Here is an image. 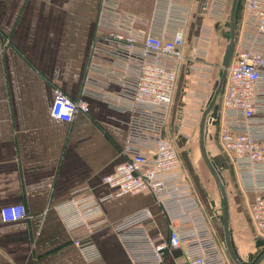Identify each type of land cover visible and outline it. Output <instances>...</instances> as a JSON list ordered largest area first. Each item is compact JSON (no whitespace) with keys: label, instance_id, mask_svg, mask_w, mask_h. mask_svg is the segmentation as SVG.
<instances>
[{"label":"crops","instance_id":"crops-1","mask_svg":"<svg viewBox=\"0 0 264 264\" xmlns=\"http://www.w3.org/2000/svg\"><path fill=\"white\" fill-rule=\"evenodd\" d=\"M182 1L191 7L177 80L183 91L179 112L185 117L207 98L218 50L217 19L210 14L213 0ZM103 2L0 0V209L23 204L27 211L18 220L0 218V264H88L76 238L93 242L105 264H134L115 224L143 207L152 211L144 223L148 231L169 234L168 219L150 191L115 195L103 181L126 159L131 110L118 77H130L137 69L135 62L112 54L121 48L108 35L118 14L103 9ZM117 4L118 13L135 15L133 27L139 35L167 30L165 18L158 15L159 0ZM204 27L211 30L210 41L198 56L197 36ZM243 32L239 24L236 41ZM55 87L83 98L88 111L71 122L54 118ZM235 171L251 209L254 193L245 191ZM77 199L97 201L98 207L73 227L77 214L72 201ZM240 250L243 255L245 248ZM176 254L181 251H167L162 264H177Z\"/></svg>","mask_w":264,"mask_h":264},{"label":"built area","instance_id":"built-area-1","mask_svg":"<svg viewBox=\"0 0 264 264\" xmlns=\"http://www.w3.org/2000/svg\"><path fill=\"white\" fill-rule=\"evenodd\" d=\"M226 2L213 0L210 14L218 18ZM103 9L118 14L108 35L121 48L112 54L137 66L134 75L118 77L131 110L126 159L103 176V181L115 189V195L150 191L169 222L167 237L151 234L144 223L152 217V211L143 207L116 222L115 230L134 264H162L171 249L180 250L188 264H230L185 173L170 128L191 7L182 0H159L158 15L165 18L167 30L146 35L134 30V14L118 13L117 0H104ZM238 22L244 32L235 43L227 69L219 104L218 138L245 191L254 193L251 215L258 233L264 237V0H242ZM210 31L204 27L198 33V56L208 47ZM138 46L140 50H136ZM88 109L83 98H73L55 87L51 107L54 118L71 122ZM72 204L77 214L71 222L73 227L84 223V215L98 207L97 201L88 199L73 200ZM26 216L23 204L0 209V218L5 221ZM74 243L88 264H105L93 242L76 238ZM257 264H264V258Z\"/></svg>","mask_w":264,"mask_h":264},{"label":"rangeland","instance_id":"rangeland-1","mask_svg":"<svg viewBox=\"0 0 264 264\" xmlns=\"http://www.w3.org/2000/svg\"><path fill=\"white\" fill-rule=\"evenodd\" d=\"M234 0H227L226 4L221 8L220 16L217 19V29L214 40L217 42L218 58L215 62V73L212 87L207 94V98L196 108L187 110L184 113L179 112L178 100L182 95V88L177 83V101L173 103L170 113L171 133L176 138L177 146L181 153L183 167L187 177L194 188L195 194L201 202L203 210L215 231L216 237L222 245L230 264H237L229 254L225 245L224 219L225 205L222 190L217 183L213 173L209 169L201 150L200 145V122L204 109L207 107L208 101L216 90L220 74L223 70V55L225 48L230 41L231 34V11ZM242 8V4H241ZM241 15V9L239 18ZM239 21V20H238ZM239 22L236 26V38ZM225 82V80H224ZM224 84L217 98V104L222 101ZM220 119L217 117L216 122L210 120L207 123V132L205 133V145L209 153L210 159L220 172L223 183L226 188L227 198L229 202V223L233 234L236 248L243 260L252 262L261 250L256 247L255 240L261 237L256 229L251 215V209H247V201L239 189L235 167H233L230 157L224 152L218 138ZM249 210V212H248ZM247 230V231H246ZM246 236L242 240V236ZM264 238V237H263ZM245 248L242 255L240 248ZM177 264H187L182 254H176Z\"/></svg>","mask_w":264,"mask_h":264},{"label":"water","instance_id":"water-1","mask_svg":"<svg viewBox=\"0 0 264 264\" xmlns=\"http://www.w3.org/2000/svg\"><path fill=\"white\" fill-rule=\"evenodd\" d=\"M241 4H242V0H234L232 11H231L230 41L227 44V46L225 48L224 55H223V60H222L223 70L220 74L219 84H218L216 90L211 95L210 102L208 103V105L205 108L203 115H202V119L200 122V145H201L203 157H204L209 169L213 173L217 183L219 184V186L222 190V194H223V198H224V205H225V216L223 217V219H224V232H225L226 248L228 249L229 254L231 255L232 259L235 261V263H237V264H257L258 262H260L264 258V238L258 237L255 240L256 247L260 248L261 250L256 255L254 260L252 262H248V261L243 260V258L240 256V254L236 248L235 240H234L233 234H232L231 229H230L229 202H228V198H227L226 188H225V185L223 183L220 172L216 169L215 165L213 164V162L209 158V155H208L207 150H206V145H205V133L207 132V117L209 116L210 120L213 123L216 122V119L218 117L219 104H217L216 101H217V98H218V96L222 90L224 80H225L226 74H227V69H228V66L230 64V61H231V58L233 56V52L235 49L236 26H237L238 20H239V13H240V9H241Z\"/></svg>","mask_w":264,"mask_h":264},{"label":"bare ground","instance_id":"bare-ground-1","mask_svg":"<svg viewBox=\"0 0 264 264\" xmlns=\"http://www.w3.org/2000/svg\"><path fill=\"white\" fill-rule=\"evenodd\" d=\"M211 99V98H210ZM209 102H210V100H209ZM208 105V104H207ZM209 116L207 117V123L209 122ZM207 150V149H206ZM207 153H208V151H207ZM208 155H209V153H208ZM209 158H210V156H209ZM217 169V168H216Z\"/></svg>","mask_w":264,"mask_h":264},{"label":"trees","instance_id":"trees-1","mask_svg":"<svg viewBox=\"0 0 264 264\" xmlns=\"http://www.w3.org/2000/svg\"><path fill=\"white\" fill-rule=\"evenodd\" d=\"M241 11H242V8H241Z\"/></svg>","mask_w":264,"mask_h":264}]
</instances>
